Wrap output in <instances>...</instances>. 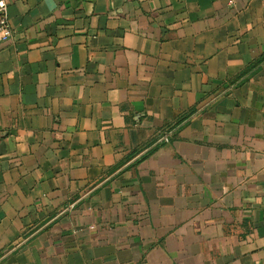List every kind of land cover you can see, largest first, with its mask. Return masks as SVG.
Returning a JSON list of instances; mask_svg holds the SVG:
<instances>
[{
    "label": "crops",
    "instance_id": "crops-1",
    "mask_svg": "<svg viewBox=\"0 0 264 264\" xmlns=\"http://www.w3.org/2000/svg\"><path fill=\"white\" fill-rule=\"evenodd\" d=\"M7 18L0 264H264V0Z\"/></svg>",
    "mask_w": 264,
    "mask_h": 264
},
{
    "label": "built area",
    "instance_id": "built-area-1",
    "mask_svg": "<svg viewBox=\"0 0 264 264\" xmlns=\"http://www.w3.org/2000/svg\"><path fill=\"white\" fill-rule=\"evenodd\" d=\"M9 0H0V42L8 41L13 37L12 27L7 18V8ZM173 133V129H166L159 136L157 142H168Z\"/></svg>",
    "mask_w": 264,
    "mask_h": 264
},
{
    "label": "trees",
    "instance_id": "trees-1",
    "mask_svg": "<svg viewBox=\"0 0 264 264\" xmlns=\"http://www.w3.org/2000/svg\"><path fill=\"white\" fill-rule=\"evenodd\" d=\"M169 129H171V128H169Z\"/></svg>",
    "mask_w": 264,
    "mask_h": 264
}]
</instances>
